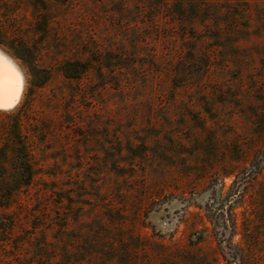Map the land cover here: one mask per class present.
Here are the masks:
<instances>
[{
    "label": "rangeland",
    "instance_id": "1",
    "mask_svg": "<svg viewBox=\"0 0 264 264\" xmlns=\"http://www.w3.org/2000/svg\"><path fill=\"white\" fill-rule=\"evenodd\" d=\"M0 42V264H264V0H0Z\"/></svg>",
    "mask_w": 264,
    "mask_h": 264
},
{
    "label": "trees",
    "instance_id": "2",
    "mask_svg": "<svg viewBox=\"0 0 264 264\" xmlns=\"http://www.w3.org/2000/svg\"><path fill=\"white\" fill-rule=\"evenodd\" d=\"M180 3L185 4L190 0H179ZM42 2V0H37V3ZM53 4V3H52ZM0 45H4L3 42H0ZM8 49L12 52V55L22 61L25 65L30 68V72L33 76V82L36 86L41 87L45 84L49 78V72L45 69H38L35 65V59L37 57V53L34 51V48L31 46H27L25 44H15V43H7L6 45ZM88 67L86 64H83L79 61H67L63 64L62 73L64 77L68 80H79L80 76L83 75L87 71ZM257 169V168H255ZM19 180L15 185L13 190H18L22 186H30L33 180V171L31 170V166L28 161H20L19 162ZM254 173V170L250 175ZM5 198V201L0 203V206H6L7 196L2 197Z\"/></svg>",
    "mask_w": 264,
    "mask_h": 264
},
{
    "label": "bare ground",
    "instance_id": "3",
    "mask_svg": "<svg viewBox=\"0 0 264 264\" xmlns=\"http://www.w3.org/2000/svg\"><path fill=\"white\" fill-rule=\"evenodd\" d=\"M0 57H2L0 59V105L7 108L10 104L16 103V100L13 99V93L20 83L16 77H19L21 81L23 78H21L22 75L10 58L1 53Z\"/></svg>",
    "mask_w": 264,
    "mask_h": 264
},
{
    "label": "snow or ice",
    "instance_id": "4",
    "mask_svg": "<svg viewBox=\"0 0 264 264\" xmlns=\"http://www.w3.org/2000/svg\"><path fill=\"white\" fill-rule=\"evenodd\" d=\"M0 59H2V57H0ZM16 79L18 81H20V83L18 84V86L16 87V89L14 90L13 93V99L16 100L18 102V96H19V92L22 91V81L20 80L19 77H16ZM12 107H15V104H10L7 108L3 107L2 105H0V110H10Z\"/></svg>",
    "mask_w": 264,
    "mask_h": 264
}]
</instances>
